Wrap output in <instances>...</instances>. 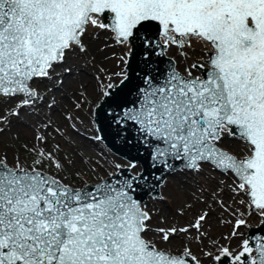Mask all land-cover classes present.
Instances as JSON below:
<instances>
[{
  "label": "snow or ice",
  "instance_id": "1",
  "mask_svg": "<svg viewBox=\"0 0 264 264\" xmlns=\"http://www.w3.org/2000/svg\"><path fill=\"white\" fill-rule=\"evenodd\" d=\"M93 45L96 52L126 49L124 65L134 48L143 50L135 84L121 70L93 90L103 101L98 109L108 104L97 115L126 140L130 132L128 143L134 140L147 153L148 168L140 172H131L138 165L130 161L100 175L103 165L92 167L91 158L69 157L59 144L48 151L43 131L20 147L5 140L13 121L24 122L22 113L35 118L47 93L64 89L72 61L89 57ZM174 47L185 58L183 70L168 58ZM94 61V55L84 59ZM86 93L80 91L76 109ZM58 107L53 95L47 108ZM50 126V118L40 124L45 131ZM178 166L181 175L215 172L224 179L211 191L197 185L193 196L205 208L194 221L154 226L143 195L161 180L156 173H176ZM89 173L93 178L84 179ZM225 193L245 211L226 206ZM216 208L231 210L234 218L230 234L220 237L227 244L210 239L204 228ZM253 216L256 230L241 233L251 227L241 217ZM174 237L186 238L175 251L168 246ZM205 239L211 247L197 249L202 259L188 245L208 247ZM233 241L239 242L233 247ZM205 260L264 264V0H0V264Z\"/></svg>",
  "mask_w": 264,
  "mask_h": 264
},
{
  "label": "rangeland",
  "instance_id": "2",
  "mask_svg": "<svg viewBox=\"0 0 264 264\" xmlns=\"http://www.w3.org/2000/svg\"><path fill=\"white\" fill-rule=\"evenodd\" d=\"M100 40L104 41V36L101 34ZM102 46V45H101ZM96 45H93L90 49V56L87 58H81L72 61L74 68L71 76L64 78V89L61 92L53 90V92L47 93V99L44 101V106L38 110V114L35 118L24 116V122L13 121V126L10 132L5 133V140L11 143L14 147H20L24 143L33 141L34 135L37 131H43L47 136V144L44 145L48 151H52L53 147L57 144L61 146L63 152H67L69 157L76 158L77 156H84L87 161L91 158V166L95 167L97 164L103 165V168L98 169L100 175H105L107 172L114 171L111 165L114 164H126L124 160L120 159L116 155L103 146L101 141H96L94 137L97 134L95 124L93 121L92 110L93 106L97 102V95L93 94V90H98L101 83L107 84V76L112 72H120L124 70V64L120 60V57L125 55L126 49L119 46L107 49L104 52H96ZM95 56V61L92 64H85L84 59H89L91 56ZM169 55L175 58L180 66V69L186 65L185 58L179 55V51L174 47ZM199 52L189 53L187 63L193 62L198 56ZM108 56V59H105ZM104 68L105 72H100L99 68ZM59 71V69H57ZM101 77V81H97L96 77ZM36 85H34L35 87ZM47 86V82L40 85V89L43 92ZM87 89V101L82 108L76 109L73 105L76 98L79 96L80 91ZM63 93V95H62ZM55 95L57 101L60 103V107L55 110H48L47 103L51 102L52 96ZM72 116V120L66 119V117ZM51 119V126L45 131L40 128V124L49 123ZM35 119V124L33 120ZM75 126L74 128L72 126ZM59 127V133L56 129ZM63 134V139L61 138ZM18 134V138H17ZM65 141L70 142L71 150ZM11 156V154H9ZM21 159H24V152H20ZM139 166L133 171H137ZM87 171V169H84ZM179 171L171 175H167L165 181L161 185V196L165 197L163 202L154 201L152 197L146 200V204L150 210L153 211L152 224L157 227H181L194 221V215L198 214L200 210L205 208L204 204L197 203L193 196V192L197 190V185H203L208 188L209 191L214 189L223 177L217 173H205L200 177H194L191 175H181ZM84 179L93 178L92 174L83 177ZM225 183H229L225 180ZM225 205H231V208H239L241 212H244V206L239 205L228 199L227 194L223 196ZM239 199V198H237ZM191 204L192 207L188 208L186 205ZM183 212V215L180 213ZM163 218V223H161ZM248 219L249 225H255L258 223L256 217H241ZM234 218L231 215V210L224 211L220 208H216L212 212L211 219L204 225L205 230L208 231L209 237L212 240H218L221 244H227V241L221 240V236H228L231 231ZM245 227H241L239 231L241 233L246 232ZM195 235V233H192ZM185 237H174L170 246L174 251L181 249L184 246ZM239 241H233L234 247ZM205 245L203 247L196 242L189 244L192 252L200 256L202 259V253L198 251V248H203V251H208L211 247L209 239H205ZM205 264L207 261L205 260Z\"/></svg>",
  "mask_w": 264,
  "mask_h": 264
},
{
  "label": "water",
  "instance_id": "3",
  "mask_svg": "<svg viewBox=\"0 0 264 264\" xmlns=\"http://www.w3.org/2000/svg\"><path fill=\"white\" fill-rule=\"evenodd\" d=\"M143 50L140 49L138 46L133 49V52L127 57L128 59V65H124L125 71H127L131 78V84H135L137 82L136 79V73L139 71L140 68L143 67V65L140 63V61L143 59L142 55ZM168 58H172L170 55H168ZM131 84L129 86H131ZM98 103H103V101L97 100L96 104L93 106L92 110V116L93 121L95 124V128L97 131V134L102 137L101 141L103 145L114 155L119 157L120 159L127 162V164L130 161H135L137 165L139 166V169L136 172H140L142 170H145L148 168V156L147 153L144 152L143 147L136 144L133 140L132 143H128V140H132V134L129 132L127 133V140L125 139V133L121 132L119 129L115 127V125H112L111 128L108 127V121L103 118L102 116L97 115V113H104L108 109V104H103L102 108H97ZM127 167V165H123ZM179 166L177 167V171H179ZM132 173L133 170H131ZM147 174V173H146ZM173 174V173H172ZM156 175H159L161 177V180L156 183V187L152 192H147L143 195V200L146 202V200L149 197H156L161 196V185L165 181L167 175H171L166 172H158ZM257 224L250 225L251 227L248 228L246 231H255L257 228Z\"/></svg>",
  "mask_w": 264,
  "mask_h": 264
}]
</instances>
